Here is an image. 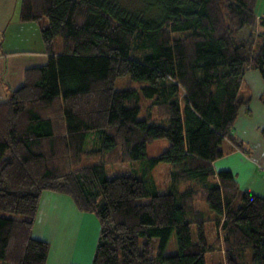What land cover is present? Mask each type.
<instances>
[{
    "label": "trees",
    "instance_id": "obj_1",
    "mask_svg": "<svg viewBox=\"0 0 264 264\" xmlns=\"http://www.w3.org/2000/svg\"><path fill=\"white\" fill-rule=\"evenodd\" d=\"M137 1L18 0L22 22L47 19V61L0 102V264H45L49 246L32 235L43 191L97 217L91 264H206L213 248L224 264H264V198L212 165L223 140L241 148L231 130L249 102L244 74L257 70L264 84L256 0ZM158 139L166 149L147 155ZM134 161L139 173L106 176L107 165ZM160 163L163 191L151 173ZM172 233L177 252L165 255Z\"/></svg>",
    "mask_w": 264,
    "mask_h": 264
},
{
    "label": "crops",
    "instance_id": "obj_2",
    "mask_svg": "<svg viewBox=\"0 0 264 264\" xmlns=\"http://www.w3.org/2000/svg\"><path fill=\"white\" fill-rule=\"evenodd\" d=\"M255 13L264 17V0L255 1ZM40 26V22L19 19L18 0H0V102L22 85L27 68L46 63ZM260 76L250 69L241 81L240 91L249 102L240 108L231 130L241 148L223 140V156L212 165L215 172L231 171L240 191L264 198V84ZM98 232L97 217L79 210L70 196L53 191L40 194L32 235L49 246L45 264H91Z\"/></svg>",
    "mask_w": 264,
    "mask_h": 264
},
{
    "label": "rangeland",
    "instance_id": "obj_3",
    "mask_svg": "<svg viewBox=\"0 0 264 264\" xmlns=\"http://www.w3.org/2000/svg\"><path fill=\"white\" fill-rule=\"evenodd\" d=\"M118 1L121 4L127 6L128 8L130 7V9H134L138 5L137 0H118ZM40 24L46 25L47 19L43 18L42 20H40ZM248 33H249L248 28H244L240 32L241 37H243V38H245L248 35ZM58 41H59L58 39L55 41V44H54L55 47L59 46ZM57 44H58V46H57ZM128 80H129L128 76L121 77V78L117 79L115 86L118 89H121L127 84ZM141 102H142L143 108H146L147 105H149L150 100H143ZM139 116H142V115L140 114ZM224 143H225V141H224ZM167 146H168V141L166 139L154 140V141L148 143L146 146L147 155H149V156L157 155L160 152H162L164 149H166ZM95 159H96L95 157H89L88 159H86V162L90 161V160H95ZM139 165H140V163L137 161L127 162L125 164H118V163L109 164L106 167V176L107 177H113V176H117V175L131 174L134 172L139 173V168H140ZM168 170H169V165L167 163H160L154 169H152L151 173H152L153 179H154L158 189L161 191H163L165 189V186L168 182V177H167ZM139 201L140 202H147L148 199H140ZM196 208L199 210H203L204 212H206L208 214L211 213V211L209 210L207 205L202 201H199L196 203ZM193 230H194V226L191 227V232ZM213 236H214V233L212 231L211 226L207 225L206 226V240H207V243L209 245H212L211 243H212V240L214 238ZM151 244H152L151 255L155 256L156 252H157V247H158V239L153 238ZM176 252H177V246H176V242H175V236H174V233H172L170 235L168 241H167L165 248H164L163 254L171 255V254H175ZM205 263L206 264H224L223 254L221 253V251L218 248H213L209 253L206 254Z\"/></svg>",
    "mask_w": 264,
    "mask_h": 264
}]
</instances>
